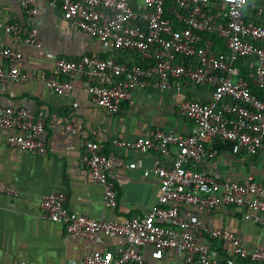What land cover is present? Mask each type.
Segmentation results:
<instances>
[{
	"label": "built area",
	"instance_id": "built-area-1",
	"mask_svg": "<svg viewBox=\"0 0 264 264\" xmlns=\"http://www.w3.org/2000/svg\"><path fill=\"white\" fill-rule=\"evenodd\" d=\"M249 4L250 0H50L51 6H61L66 20L111 51L105 57L85 54L77 60L53 56L55 71L42 73L40 79L57 94L66 95L71 88L60 74L84 76L92 81L88 86L92 103L116 114L137 86L166 90L192 83L212 91L207 101L184 96L180 102V113L194 125L189 135L156 130L133 140H113L122 148L164 156L176 149L171 164L145 171L146 176L154 173L160 179L158 201L147 214L124 221L107 216L96 219L69 210L64 192L42 196L44 217L63 225L69 236L94 239L105 233L120 240L117 252L94 250L84 264H143L145 247L153 249L155 259L176 249L190 264H244L247 260L264 264V250L249 248L240 235L228 229L207 228L210 237L223 249H231L234 256L221 257L212 242L203 239L199 223L182 215L184 205L203 210L243 205L255 211L254 221L264 228V181L254 176L243 181L218 179L196 167L217 158L223 145H231L235 154L251 156L264 146V99L254 91V87L264 88V5L252 4L255 19H251L245 12ZM23 8L29 15L39 11L37 0H23ZM4 27L14 35L22 30L16 21ZM25 42L42 47L36 28L29 31ZM116 50L135 51L140 62L123 61ZM0 56L7 61L0 67V83L29 79L20 50L0 47ZM244 66L247 78L242 76ZM46 117L43 109L34 113L25 107L0 106V128L12 132L7 144L46 154ZM64 126L73 134L84 133L74 119ZM107 131L105 126L90 131L82 161L93 182L103 187L104 203L112 207L118 200L113 168L131 169L138 164L98 151L95 138ZM0 193L9 195L13 203L18 197V191L6 184H0ZM18 264L28 263L22 260Z\"/></svg>",
	"mask_w": 264,
	"mask_h": 264
},
{
	"label": "crops",
	"instance_id": "crops-1",
	"mask_svg": "<svg viewBox=\"0 0 264 264\" xmlns=\"http://www.w3.org/2000/svg\"><path fill=\"white\" fill-rule=\"evenodd\" d=\"M253 3L264 5V0H250L245 12L251 19H255ZM37 7L38 13L29 15L23 8V0H0V47L20 50L25 56L24 68L30 75L25 82L0 83V106L25 107L34 113L43 109L47 115L46 154L10 147L7 140L12 132L0 128V184L18 191L14 203L9 195L0 193V264H18L22 260L28 264H84L94 250L117 252L120 240L105 233H99L94 239L69 236L63 225L44 217L42 196L64 192L69 210L96 219L107 216L124 221L147 214L158 201L160 179L154 173L146 176L145 171L156 165L171 164L176 149L164 156L155 151L122 148L113 140L116 137L133 140L156 130L189 135L194 125L191 119L180 113V102L184 96L207 101L212 91L208 86L192 83L185 84L182 89L174 86L166 90L137 86L116 114L92 103L88 92L92 81L84 76L60 74L63 80L69 81L71 88L66 95L57 94L40 79L42 73L55 71L53 56L77 60L85 54L105 57L111 51L104 49L98 38L83 33L66 20L60 5L53 7L50 0H37ZM13 21L22 26L18 35L8 33L4 27ZM261 22L264 23V17ZM32 28L38 30L42 47L25 42ZM115 53L130 64L140 62V54L135 51L116 50ZM6 65L7 61L0 56V67ZM242 72L247 78L245 66ZM75 103H78L77 107ZM73 119L84 133L77 135L66 130L64 124ZM97 126H105L108 130L104 136L95 138L99 152L138 164L131 169L125 166L113 168L118 200L112 207L104 203L103 187L93 182L89 168L82 161L85 139ZM196 167L218 179L243 181L254 176L264 181V146L257 155L251 156L235 154L224 145L217 158L200 162ZM254 212L243 205H220L212 210L184 205L182 209L185 218L199 223L203 239L210 240L220 256L226 259L234 257L232 250L223 249L206 229H228L240 235L249 248L264 250V228L254 221ZM142 251L146 259L143 264H190L176 249L166 250L162 259L153 258L151 247Z\"/></svg>",
	"mask_w": 264,
	"mask_h": 264
},
{
	"label": "trees",
	"instance_id": "trees-1",
	"mask_svg": "<svg viewBox=\"0 0 264 264\" xmlns=\"http://www.w3.org/2000/svg\"><path fill=\"white\" fill-rule=\"evenodd\" d=\"M138 60H140V57H139ZM254 91H255V92H256L261 98L264 99V88H263V89L255 88ZM223 146H224V145H223ZM226 146H228V147L231 148V145H226ZM244 264H256V263H253V262L247 260V261L244 262Z\"/></svg>",
	"mask_w": 264,
	"mask_h": 264
}]
</instances>
